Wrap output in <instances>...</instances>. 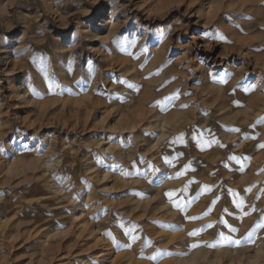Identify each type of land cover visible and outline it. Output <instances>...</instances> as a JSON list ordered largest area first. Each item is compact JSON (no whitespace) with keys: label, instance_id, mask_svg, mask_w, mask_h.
Here are the masks:
<instances>
[{"label":"rangeland","instance_id":"obj_1","mask_svg":"<svg viewBox=\"0 0 264 264\" xmlns=\"http://www.w3.org/2000/svg\"><path fill=\"white\" fill-rule=\"evenodd\" d=\"M0 59V264H264V0H0Z\"/></svg>","mask_w":264,"mask_h":264},{"label":"snow or ice","instance_id":"obj_2","mask_svg":"<svg viewBox=\"0 0 264 264\" xmlns=\"http://www.w3.org/2000/svg\"><path fill=\"white\" fill-rule=\"evenodd\" d=\"M214 31L217 33V35L214 38L219 39V40H222V41H225V42H228L226 40V37L223 34H219L218 30H214ZM117 43H119V41H117ZM132 43L134 44L135 41H133ZM124 50L127 51L126 48ZM128 54L131 55L132 53L129 52ZM38 59L41 62V70L44 71L45 72V75L47 76V74H48L47 73V68L44 66V63H43L44 58L43 57H39ZM141 67H143V65ZM156 75H159V71H157ZM228 78H229L228 76L220 77L218 79H217V77H213V79L216 82H218V83H227L228 82ZM123 83H126L129 88H135V87H137V86H135V85H133V84L127 82V81H123ZM48 87L50 89H54V88H60L61 85L59 84V82L54 77L49 76L48 77ZM237 87H242L243 88V91H245V92H250L252 90V86L251 85H247V86L238 85ZM137 90H139V89L137 88ZM234 91H235V89H234ZM179 95H180V93H179V91H177L176 93H174V94H172L170 96L164 97L161 100H157L153 106L160 107L162 111H165L169 107L173 106V102L179 98ZM235 103L239 104V101H236ZM181 107L187 108L188 105H182ZM259 122L260 123H264V117L260 118V121ZM253 126H255V125H253ZM233 131H237L238 132L240 130L239 129H233ZM245 138H247V137H245ZM193 139H197V137L194 136ZM176 142L184 143L185 142L184 141V135L181 134L179 137H177L175 140H173V143H176ZM206 143L208 145H210L211 143H217V144H219V141L218 140L206 141ZM220 146L223 147V145H220ZM259 147L260 148H264V144H260ZM165 159H166V162L168 164H172L173 163V161L171 160V158H167L166 157ZM230 159L236 160L238 163H241V170H243V163L241 162V158L236 157V156H232V157H230ZM244 159L246 160V159H249V158H244ZM114 167H118V166H114ZM133 167L135 168V162L133 164ZM190 167H191L190 164L189 165H185V169H188ZM149 168H151V165H149ZM153 171H158V169H153ZM131 174L132 173H130V172H124V175H131ZM135 174L138 175V176L139 175H144L146 177L148 173H147V170H145L142 173L139 169H137ZM182 175H184V171H181V172H179V173L176 174V176H182ZM187 187L188 186L186 185L185 188L183 189V191L186 192L187 191ZM205 187H207V186H205ZM246 191H249L250 192L251 189L250 188L249 189H246ZM166 195L171 200V198L175 195V193L168 192V193H166ZM233 195L235 196V195H238V194L233 193ZM190 202H191V199L189 200V203ZM172 203H173V206L174 207L180 209L182 212H186V206H182V205H184L183 198H181L180 200H173ZM243 206H244V199H243V197H240L239 200L236 202V207L242 209ZM252 211H255V209L253 208ZM248 214L249 213H247V212H244L243 213L244 216H246ZM199 218H201V217H188V219H193V220L194 219H199ZM240 219H242V217H240ZM221 223H225V222L224 221H221ZM119 226L124 229L125 235L129 236L130 237V240L132 242H135V241H137L140 238L138 235L135 234V229H136L137 226L132 225L131 227H125L122 218H121V221L119 223ZM162 226L163 227L171 228L173 230H181V229H179L178 226H173V225H162ZM211 226L212 225H208L206 227H211ZM257 228H264V216L261 217V220L257 223V225L247 234V237L246 238H251L255 234V231H256ZM229 229H230L231 232H238V229L235 228V227L229 226ZM200 231H203V229L194 230L193 232H190L189 235H198ZM106 235H108L110 237V239H112L113 242L116 243V238H115V236L110 231L107 232ZM218 242L235 244L237 246H239L241 244V240L234 239L231 236H226L222 232L219 233V241ZM151 244H152V241L146 240L144 247L147 248V247L151 246ZM126 246L130 247V245H126ZM198 246L199 245H195L194 244V245H190L189 247L190 248H196ZM209 246L215 247L216 245L215 244H212V245H209ZM142 252H143V249H142ZM171 254L172 253H169V252H166V251H163V250H157V252L155 254H153L152 256L146 257V258H148L150 260H153V261H157L158 258H162L165 255H171Z\"/></svg>","mask_w":264,"mask_h":264},{"label":"bare ground","instance_id":"obj_3","mask_svg":"<svg viewBox=\"0 0 264 264\" xmlns=\"http://www.w3.org/2000/svg\"><path fill=\"white\" fill-rule=\"evenodd\" d=\"M99 22H102L101 20H98V21H96L94 24H99ZM99 26V25H98ZM3 58H5V57H2L1 59H3ZM0 59V60H1ZM89 68H88V70H87V72H86V78H84V82H86V83H88V85L90 84V86L92 85V82H91V80H88L90 77H89V75L90 74H93V67L92 66H88ZM83 84V83H82ZM126 97H128V94H127V96ZM148 97L147 96H142V97H138L137 98V100L134 102L135 104L132 106V108L135 110L136 109V111H133V113H132V115H134V117L136 118V116L137 117H140V116H142L143 114H144V110H143V107L144 106H147V102H148ZM90 104H91V106H89L90 108H93L96 104H97V102L96 101H93L92 100V102H90ZM89 104V105H90ZM88 108V107H87ZM90 116V115H89ZM135 127H133L132 129H134ZM71 201H73V200H71ZM72 203H74V202H72ZM74 217H76V215H74ZM85 226V225H84ZM89 231V230H88ZM103 256V255H102Z\"/></svg>","mask_w":264,"mask_h":264}]
</instances>
